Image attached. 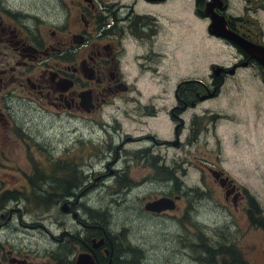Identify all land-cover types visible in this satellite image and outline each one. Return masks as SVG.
Listing matches in <instances>:
<instances>
[{
  "label": "rangeland",
  "instance_id": "374dc122",
  "mask_svg": "<svg viewBox=\"0 0 264 264\" xmlns=\"http://www.w3.org/2000/svg\"><path fill=\"white\" fill-rule=\"evenodd\" d=\"M26 1L22 6L36 8L34 13L49 28L65 19L67 8L69 21H75L71 0ZM223 5L240 31L256 44L264 43V0H223ZM198 9L195 0L138 9L157 16L164 35L155 48L159 65L139 58L142 47L128 45L121 71L130 89L100 114L77 115L93 124L69 117L26 91L18 92L8 109L0 104V195L28 192L34 167L39 174H53L57 161L72 172L76 168L78 175L70 196L55 193L57 199H51L48 209L23 199L0 203V264H53L52 255L63 244L70 250L68 264L74 263L84 251L79 243L88 225H98L90 218L96 211L106 215L117 236V246L124 251L120 257L137 264H224L223 257L226 264H264V231L252 226L247 215L248 198H253L264 217V72L255 66L227 76L217 98L182 114L188 119L207 111L208 118L201 122L206 120L208 129L194 140L184 131L181 146L166 143L174 139L167 109L177 82L188 76L206 78L211 63L227 66L236 61L234 47L208 37V20L199 18ZM40 25L44 32L47 27ZM75 30L70 23L63 32ZM154 165L170 168L176 181L159 176ZM207 165L222 167L245 197L226 200L203 170ZM175 183L184 198L176 200V209L165 210L170 214L144 208L146 202L169 194ZM194 188L199 189L190 192ZM223 243L240 250L243 262H230L223 254L211 259L200 249ZM103 248L108 251L104 243Z\"/></svg>",
  "mask_w": 264,
  "mask_h": 264
},
{
  "label": "flooded vegetation",
  "instance_id": "af4514ba",
  "mask_svg": "<svg viewBox=\"0 0 264 264\" xmlns=\"http://www.w3.org/2000/svg\"><path fill=\"white\" fill-rule=\"evenodd\" d=\"M21 1L0 0V104L3 103L7 109L11 102L18 98V92L26 91L39 96L48 105L69 117L93 124V120L77 115L100 114L104 106L113 103L123 92L130 89L121 71L124 58L127 60L128 45L142 47L143 54L139 55V58L147 62L152 59L156 64L155 68L159 65L161 56L155 48L162 45L160 35L163 34L157 25V16L146 10L140 12L138 9L163 7L169 0H71L76 8L75 21H69L71 13L67 8L65 19L55 28H49L51 26L34 13L37 9L31 8V0L25 2L30 5L29 8L22 6ZM225 8L224 5L223 8L215 10L224 14ZM197 14L199 18L208 20V32L209 16L205 12L203 15ZM225 17L230 29L256 43L255 38L250 39L247 33L234 25L233 17ZM70 23L76 30L63 32L68 29ZM40 24L47 27L44 32L39 30ZM180 32L181 29L178 32L179 41ZM117 37L118 40L114 42L113 39ZM208 37L222 40L234 47L237 51L236 61L227 66L220 65L221 69L217 73L214 69L217 64L211 63L206 78L188 76L177 82L173 92L174 102L167 109L168 117L173 123L174 139L166 140L167 144L181 146L184 131L189 132L194 140L202 130L208 129L206 120L201 122L203 118H208L207 111L188 119L183 118L182 114L201 102L217 98L227 76L233 75L239 68L255 66L264 72V68L236 43L209 32ZM260 44L264 45L263 42ZM139 67L144 68L142 64H139ZM261 81L264 85V78ZM0 116H3L1 111ZM198 117L200 122L195 123V118ZM216 117L218 114L211 119ZM214 126L216 127L215 123ZM203 170L213 177L226 200L232 198L235 202L237 197L239 200L245 197L240 187L222 167L207 165ZM211 170L217 177L213 176ZM197 189L199 188L193 190L196 192ZM176 195H180V200L184 198V195L173 193L171 190L163 196L174 198ZM248 205V219L251 225L257 228V223H254L250 216L253 212L251 209L258 208L253 198H248ZM164 213L169 212L164 211L159 215ZM99 250L103 252L104 248Z\"/></svg>",
  "mask_w": 264,
  "mask_h": 264
},
{
  "label": "trees",
  "instance_id": "16d2710c",
  "mask_svg": "<svg viewBox=\"0 0 264 264\" xmlns=\"http://www.w3.org/2000/svg\"><path fill=\"white\" fill-rule=\"evenodd\" d=\"M198 11L197 13L204 14L203 6L205 5L204 0H197ZM60 160V159H59ZM156 173L159 176L164 177V179H170L174 182L176 181V177L172 175V171L170 168L163 166H155ZM35 168V176H30L28 180V192L25 191H5L0 195V203L4 200L8 199H16V200H24L28 201L29 204L34 205L35 207H47L51 202V199L55 202L57 199L55 197V193L62 194L61 197H69L71 194V190L74 188L76 182H78L77 170L74 168V172H72L69 165H65L62 162H54L53 169L51 172L53 174L45 175L43 173L39 174ZM61 174V177H57L56 174ZM68 174V175H67ZM174 189H171L173 193H180V187L175 183ZM53 195L51 194V192ZM54 191V192H53ZM190 192H195L193 189ZM251 217L254 220V223H257V226L264 231V217L259 215L260 210L258 208L252 209ZM91 212V211H90ZM96 216L93 213H90V218L92 221L98 223L96 227L88 225L87 233L84 239H81V243H79L80 247L84 251H89L94 254L95 258L100 264H137L134 259H126L121 258L120 255L124 253V251L120 250L117 246V236L113 235L109 228V223L106 218V215L103 212L96 211ZM93 228V229H92ZM99 240L100 238L104 239V245L108 248V254H105V251L100 252V247L97 249L92 248V239ZM203 243V241H202ZM201 243V244H202ZM67 244V243H66ZM200 245V244H199ZM69 246V245H68ZM206 246V248H205ZM235 246V245H234ZM206 254L209 253L211 255V259L213 257H222L223 255H228L230 258V262H243L241 259V251L231 247L230 245H220L218 248L210 249L207 245L203 244V247L200 248ZM68 247H65L63 244L61 248L54 251L52 255L53 264H68L70 260L67 258V254H69ZM220 252V253H219ZM223 254V255H222ZM224 258V257H223ZM222 258V262L226 264V260ZM74 264V263H72Z\"/></svg>",
  "mask_w": 264,
  "mask_h": 264
},
{
  "label": "water",
  "instance_id": "95a60500",
  "mask_svg": "<svg viewBox=\"0 0 264 264\" xmlns=\"http://www.w3.org/2000/svg\"><path fill=\"white\" fill-rule=\"evenodd\" d=\"M219 2V3H218ZM220 4V5H219ZM215 8H223V0H205L204 12L210 18V24L208 26V32L215 36L222 37L229 41L236 43L241 47L252 59L258 62L264 68V45L256 44L252 42L234 30L230 29L228 26L227 19L224 14H221L215 10ZM217 73L221 68L219 66L214 67ZM214 177H217L215 173L211 170ZM175 207L174 200L162 196L160 198L154 199L145 203L144 208L151 212H161L167 209H173ZM66 211V209L64 210ZM92 248H99L103 243L104 239L99 240L92 239ZM107 253L108 251L105 250ZM74 264H100L95 258L94 254L89 251H82L77 254L74 260Z\"/></svg>",
  "mask_w": 264,
  "mask_h": 264
}]
</instances>
